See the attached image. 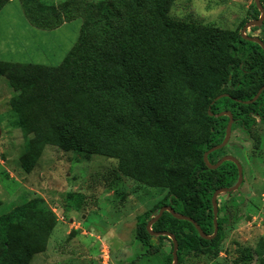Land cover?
Listing matches in <instances>:
<instances>
[{
    "label": "trees",
    "instance_id": "16d2710c",
    "mask_svg": "<svg viewBox=\"0 0 264 264\" xmlns=\"http://www.w3.org/2000/svg\"><path fill=\"white\" fill-rule=\"evenodd\" d=\"M9 1L0 0V10ZM21 2L30 24L40 29L83 18L76 44L58 66L0 60V76L15 91L11 104L34 140L24 166L33 167L50 144L116 158L122 174L139 184L169 188L139 219L136 238L146 247V261L172 264L174 241L152 235L148 222L170 205L213 234V194L239 176L232 161L211 169L204 160V153L223 141L230 119L209 112L231 111L232 132L240 126L260 141L255 125L264 121V90L256 101H245L264 86V49L242 37L249 20L235 30L178 20L170 15L173 0H139L124 10L108 0L65 1L60 7ZM251 15V20L261 15L255 2ZM250 28L260 30L257 37L264 41V21ZM221 94L228 95L218 98ZM225 147L211 152L210 162L216 163ZM40 201L33 197L0 215V264H30L45 251L56 216ZM231 217L226 204L219 206L212 239L169 211L152 228L175 235L181 264L186 254L217 256ZM166 239L172 243L169 252ZM240 254L242 264L255 256L264 264V237Z\"/></svg>",
    "mask_w": 264,
    "mask_h": 264
},
{
    "label": "rangeland",
    "instance_id": "374dc122",
    "mask_svg": "<svg viewBox=\"0 0 264 264\" xmlns=\"http://www.w3.org/2000/svg\"><path fill=\"white\" fill-rule=\"evenodd\" d=\"M42 1L60 7L74 0ZM108 1L124 10L139 0ZM254 2L173 0L170 15L235 30L251 20ZM82 23L78 16L58 28L40 29L28 21L21 0H10L0 10V60L58 66L76 44ZM247 33L262 36L251 28ZM14 94L7 78L0 76V215L39 197L41 207L56 216L45 251L35 254L30 264H160L157 258L146 261V247L136 238L137 227L142 215L155 209L169 188L139 184L122 174L116 158L50 144L28 170L22 159L34 140L11 104ZM255 130L259 142L236 126L218 153V157H237L245 174L241 187L218 198L219 206L226 204L232 215L219 254H186L181 264H242L241 249H254L264 237V121L257 120ZM171 248L166 239L165 251ZM250 264H260L258 257Z\"/></svg>",
    "mask_w": 264,
    "mask_h": 264
},
{
    "label": "water",
    "instance_id": "95a60500",
    "mask_svg": "<svg viewBox=\"0 0 264 264\" xmlns=\"http://www.w3.org/2000/svg\"><path fill=\"white\" fill-rule=\"evenodd\" d=\"M255 3L257 4V6H258V8H259V10L261 12V15L259 16L258 19H253V20H250L247 23H245V25L241 29V35H242V37L244 39L259 43L264 49V41L260 37L253 36V35H250V34L247 33L248 28H250L252 26L260 25L264 21V7H263V5L261 3V0H255ZM263 90H264V86L261 89H259L257 94L251 100H248V101H245V102L246 103H251V102L256 101ZM224 95H228V94H221V95L218 96V98H220V97H222ZM209 113L211 115H216V116L227 115V116H229L230 119H229V122L227 124L226 134H225V137H224L223 141L220 144H217V145L211 147L209 150H207L204 153V160H205L207 166L210 167L211 169L218 168L225 161H232L238 167L239 176H238L237 182L233 186L219 188L213 194L212 201H213L214 222H215V231H214L213 234L210 235V234H207L206 232H204V230L201 228V226L198 224V222L194 218H192L191 216H188V215H185V214L177 212L170 205L162 206L157 211V214L148 222L147 229L152 235H154V236L167 235L168 237H170L174 241V250H173L174 261H173L172 264H178V261H179L178 260L179 259L178 258V242H177V240L175 238V235L172 232H170V231H155V230H153V228H152L153 223L155 221H157L163 215V213L165 211H169L174 217H176L178 219H184V220H189V221L193 222L202 237H204L206 239H212L217 234L218 227H219L218 226V215H219L218 197H219V195L222 194V193H231V192L237 190L241 186V184H242V182L244 180V168H243L241 162L239 161V159L237 157H235L234 155L227 154V155H224L221 159H219L216 163L210 162L209 157H208L209 154L211 152H213V151H216L218 149L223 148L224 146H226L229 143L231 135H232V126H233V123H234V116H233V113L231 111H222V112H219L217 114H214L213 112L210 111Z\"/></svg>",
    "mask_w": 264,
    "mask_h": 264
},
{
    "label": "flooded vegetation",
    "instance_id": "af4514ba",
    "mask_svg": "<svg viewBox=\"0 0 264 264\" xmlns=\"http://www.w3.org/2000/svg\"><path fill=\"white\" fill-rule=\"evenodd\" d=\"M223 156H224V155H223ZM223 156H222V157H223ZM222 157H221V158H222ZM221 158H220V159H221Z\"/></svg>",
    "mask_w": 264,
    "mask_h": 264
}]
</instances>
